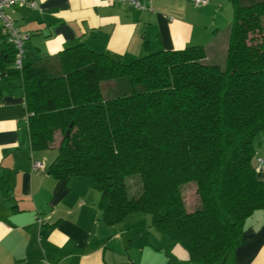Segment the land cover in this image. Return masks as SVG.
<instances>
[{
	"label": "trees",
	"instance_id": "trees-1",
	"mask_svg": "<svg viewBox=\"0 0 264 264\" xmlns=\"http://www.w3.org/2000/svg\"><path fill=\"white\" fill-rule=\"evenodd\" d=\"M231 2L223 66L205 62L201 45L124 63L79 43L20 69L32 148L57 150L49 173L97 183L108 225L148 213L155 231L196 264H225L244 241L247 218L264 209L253 161L264 130V0ZM119 78L127 89L105 97L101 82ZM133 174L137 197L126 190ZM188 182L199 201L193 210Z\"/></svg>",
	"mask_w": 264,
	"mask_h": 264
},
{
	"label": "crops",
	"instance_id": "crops-1",
	"mask_svg": "<svg viewBox=\"0 0 264 264\" xmlns=\"http://www.w3.org/2000/svg\"><path fill=\"white\" fill-rule=\"evenodd\" d=\"M35 1V8L15 4L6 10L27 37L23 65L44 64L79 43L124 63L149 52L201 45L204 61L219 63L234 12L231 0L199 5L136 0L139 7L111 0ZM222 30L226 34L220 40ZM0 43V264H196L180 244L157 231L146 233L142 246L148 249L139 245L135 256L127 222L101 220L97 183L49 173L55 154L32 148L21 71L8 55L15 47L1 35ZM253 144L256 175L264 182V162L258 161L264 159V130ZM35 160L41 168H34ZM243 237L225 264H264V209L247 218ZM150 252L157 260L143 261Z\"/></svg>",
	"mask_w": 264,
	"mask_h": 264
},
{
	"label": "rangeland",
	"instance_id": "rangeland-1",
	"mask_svg": "<svg viewBox=\"0 0 264 264\" xmlns=\"http://www.w3.org/2000/svg\"><path fill=\"white\" fill-rule=\"evenodd\" d=\"M224 18V16L222 17ZM230 20L232 21V15ZM220 21L224 22V19H221L220 17ZM227 25H225L226 27ZM226 30V29H225ZM225 30L220 31V37L224 38V35L226 34ZM221 40V39H220ZM225 63V57H221V55L219 56V64L221 66H223ZM121 78H119L117 81L118 83L115 82V79L112 80H105L103 82H101V90L103 95L109 96V97H113L116 96L117 94H119L120 92L126 90L123 89V84H122V80H120ZM125 79V83H126V78H122ZM118 85L120 90H117L116 86ZM119 92V93H118ZM59 140L56 139V141L53 144H56ZM48 153H52V154H57V150L56 149H48L46 150ZM126 182V190H127V194L129 197H137L140 192H141V179L139 174H133L129 177L126 178L125 180ZM183 194H184V199H185V204H186V208L187 210H193L194 208H196L199 205V201L198 198L195 194L194 191V187H195V183L194 182H188L186 184H184L183 186ZM125 221L127 222V227L131 229V233L134 236L133 237V241H135V245L133 247V253L135 256H138L141 252V249L138 248V246L140 245L141 248L148 249L147 247H145L144 245L142 246V244L145 242V238H146V233L149 231L151 234L155 233V229L153 228V226L151 225V216L148 213H142V212H132L130 213L128 216H126ZM153 252H150L149 254H147V256L144 254L143 255V261H145V259L147 258L148 261H151L150 263H152V261H156L157 257L152 254Z\"/></svg>",
	"mask_w": 264,
	"mask_h": 264
},
{
	"label": "built area",
	"instance_id": "built-area-1",
	"mask_svg": "<svg viewBox=\"0 0 264 264\" xmlns=\"http://www.w3.org/2000/svg\"><path fill=\"white\" fill-rule=\"evenodd\" d=\"M120 2L123 4H129L133 7H139L140 4L136 0H111ZM196 5L204 4L207 0H193ZM15 4L26 5L31 8L36 7L35 0H0V35L4 38V40L12 44L15 47V67L18 69H22L23 67V58L25 56V48L23 46L24 40H26V36L22 35L18 28L14 25L12 18L7 14L6 10L12 7ZM0 53H1V43H0ZM33 113H30L32 115ZM29 116V114H28ZM259 163L264 162V159L259 158ZM33 166L35 169L41 168L42 163L38 160L33 162Z\"/></svg>",
	"mask_w": 264,
	"mask_h": 264
}]
</instances>
